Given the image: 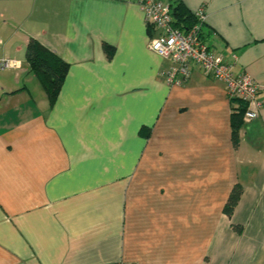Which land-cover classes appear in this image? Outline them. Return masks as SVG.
Returning a JSON list of instances; mask_svg holds the SVG:
<instances>
[{
    "label": "crops",
    "instance_id": "crops-1",
    "mask_svg": "<svg viewBox=\"0 0 264 264\" xmlns=\"http://www.w3.org/2000/svg\"><path fill=\"white\" fill-rule=\"evenodd\" d=\"M180 1L264 100V0ZM149 31L136 0H0V264H264V106L234 145L223 82L168 84ZM30 38L68 64L52 105Z\"/></svg>",
    "mask_w": 264,
    "mask_h": 264
},
{
    "label": "built area",
    "instance_id": "built-area-1",
    "mask_svg": "<svg viewBox=\"0 0 264 264\" xmlns=\"http://www.w3.org/2000/svg\"><path fill=\"white\" fill-rule=\"evenodd\" d=\"M151 30L148 40L150 50L170 60L172 66L166 73L168 84H181L190 75L191 65L201 68L205 75H211L223 82L227 95L238 98L246 104L242 122L255 119L264 100L257 99L259 85L246 72L233 74L230 64L220 53H214L204 40L203 10L193 12L196 23L188 29L173 26L168 2L162 0H136ZM19 67V61L0 57V69Z\"/></svg>",
    "mask_w": 264,
    "mask_h": 264
},
{
    "label": "trees",
    "instance_id": "trees-1",
    "mask_svg": "<svg viewBox=\"0 0 264 264\" xmlns=\"http://www.w3.org/2000/svg\"><path fill=\"white\" fill-rule=\"evenodd\" d=\"M169 6L173 26L180 29H188L195 25L197 20L193 12L188 11L180 0H175V2L172 3L169 2ZM103 47L107 52L108 50L111 52L110 46L104 44ZM110 52L108 54H110ZM25 60L29 65V71L37 78L39 84L45 92L49 105H52L60 91L68 69V64L56 53L45 47L34 38H30L26 44ZM231 101L236 102L238 105L232 107L230 117L232 141L233 144L236 145L238 131L243 125L242 116L246 109V104L238 98H231ZM241 192L242 188L240 184H235L230 191L223 208V212L226 216L230 217L232 215L233 209L239 200ZM232 228L237 233H241L242 231L240 225L233 224Z\"/></svg>",
    "mask_w": 264,
    "mask_h": 264
}]
</instances>
